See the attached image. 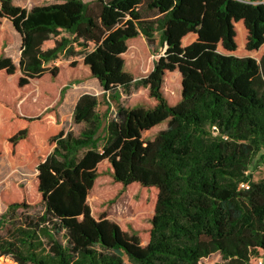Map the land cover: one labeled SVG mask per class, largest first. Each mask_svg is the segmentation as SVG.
Wrapping results in <instances>:
<instances>
[{
  "label": "trees",
  "instance_id": "obj_1",
  "mask_svg": "<svg viewBox=\"0 0 264 264\" xmlns=\"http://www.w3.org/2000/svg\"><path fill=\"white\" fill-rule=\"evenodd\" d=\"M53 1L26 10L0 0V19L21 41L16 66L0 33V154L37 172L29 191L16 186L1 197L0 258L200 264L218 254L222 264H264V179L246 173L264 156V0ZM155 32L163 53L135 77L124 56L150 47ZM76 69L113 97L140 88L147 96L118 105L99 136L97 98L82 94L73 108L82 129L66 133L45 105ZM171 75L174 100L164 86ZM103 177L153 193L144 244L93 215L87 199ZM34 205L41 211L18 214Z\"/></svg>",
  "mask_w": 264,
  "mask_h": 264
},
{
  "label": "rangeland",
  "instance_id": "obj_2",
  "mask_svg": "<svg viewBox=\"0 0 264 264\" xmlns=\"http://www.w3.org/2000/svg\"><path fill=\"white\" fill-rule=\"evenodd\" d=\"M92 1L95 0H83L85 3ZM54 2L53 0H12L14 5H20L21 8L26 10H30L34 6L48 5ZM0 33L6 36V40L3 41L2 54L9 57L17 66L21 50L20 36L5 18L0 19ZM244 41V38H242V45ZM163 50L159 40V33L155 32L151 46L147 47L144 42L140 53H136L132 50V47H129L124 56L127 68L134 73L135 77H142L149 72L152 61L157 59L159 54L163 53ZM250 55L258 57L259 52H253ZM65 67L67 68V66ZM77 71L76 69V76H71L63 82L56 84L54 95L45 105L47 109L54 110L60 127L66 133L73 132L75 135H78L82 129V125L76 124L73 120L74 105L82 94L88 93L97 98V112L102 122V128L98 132L99 136L104 135L106 119L116 115L118 105L131 108L139 104L143 99L145 100L147 96V91L140 88L137 90L133 89L128 94L121 91L119 97H113L109 92L105 93L102 90L97 80L84 77L78 71L79 75ZM10 79L8 78L7 82ZM34 84L33 90L36 91L38 83L35 81ZM164 86L167 96L174 100L178 92L176 75L168 76ZM63 87H66V89L61 94L60 90ZM76 88H79V90H76ZM46 90L51 91L52 89L48 88ZM29 94L30 92L21 96L20 103L21 101L24 102ZM163 128L164 126L158 127L144 136L151 139L157 131ZM261 155L262 152L253 158L246 172L251 176V180L253 181L264 179V156ZM3 159L6 161L4 162L6 167L4 166V168L2 166ZM36 174L35 170L28 169L26 165H16L9 162L5 152L0 154V215L6 209L5 205L1 202L2 195L10 193L11 188L16 186L26 188L29 191ZM153 199V193L151 194L134 187L122 189L113 184L109 178L103 177L96 181L94 188L89 194L87 203L95 218L105 215L109 220L117 223L122 230L140 235L144 244L149 225L148 221L153 213ZM40 211L41 206L34 205L28 210H19L18 214L30 215ZM123 259L125 264H129L125 256H123ZM0 264L16 263L10 257H1ZM200 264H222V261L218 254H213L207 259H203Z\"/></svg>",
  "mask_w": 264,
  "mask_h": 264
},
{
  "label": "built area",
  "instance_id": "obj_3",
  "mask_svg": "<svg viewBox=\"0 0 264 264\" xmlns=\"http://www.w3.org/2000/svg\"><path fill=\"white\" fill-rule=\"evenodd\" d=\"M239 187H240L241 189H248V184H247V183H241V184L239 185ZM258 264H263V263H262V261H259Z\"/></svg>",
  "mask_w": 264,
  "mask_h": 264
},
{
  "label": "crops",
  "instance_id": "obj_4",
  "mask_svg": "<svg viewBox=\"0 0 264 264\" xmlns=\"http://www.w3.org/2000/svg\"><path fill=\"white\" fill-rule=\"evenodd\" d=\"M20 6V5H19Z\"/></svg>",
  "mask_w": 264,
  "mask_h": 264
},
{
  "label": "water",
  "instance_id": "obj_5",
  "mask_svg": "<svg viewBox=\"0 0 264 264\" xmlns=\"http://www.w3.org/2000/svg\"><path fill=\"white\" fill-rule=\"evenodd\" d=\"M21 51V50H20Z\"/></svg>",
  "mask_w": 264,
  "mask_h": 264
}]
</instances>
